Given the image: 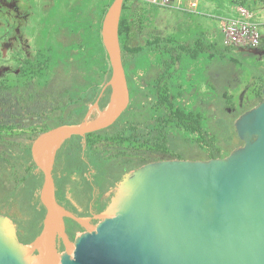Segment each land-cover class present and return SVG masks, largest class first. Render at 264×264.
<instances>
[{
	"label": "flooded vegetation",
	"instance_id": "af4514ba",
	"mask_svg": "<svg viewBox=\"0 0 264 264\" xmlns=\"http://www.w3.org/2000/svg\"><path fill=\"white\" fill-rule=\"evenodd\" d=\"M127 2L142 9L147 4L146 0ZM75 4L76 0H0V165L24 162L27 153L31 155L33 139L51 127L76 120L77 109L84 104L83 118L94 103L98 107L92 113L107 104L102 100L108 78L99 84L96 100L85 103L91 90L89 70L77 57V36L69 25ZM124 10L123 6L122 15ZM159 16L145 19L150 21L152 66L140 77V84L149 85L152 79V91L136 93L141 98L152 96V115L119 123L122 135H133L134 144L114 148L96 139L94 143L104 144L99 163L104 172L86 155L87 137L78 140L82 153L71 165L76 181L66 183L71 203L63 204L77 215L93 217L104 209L124 173L150 157L226 155L234 143H242L235 131L236 119L263 99L262 41H227L230 51L243 57L245 66H241L231 58L222 61L220 47L212 40L214 29L205 28L199 16L188 15L180 20L184 26L177 28L172 23L163 26L165 14ZM122 52L131 104L128 60L123 48ZM210 94L215 97L209 99ZM66 142L56 156L54 179L69 173L65 163L71 160L69 149H74L75 142ZM114 163L119 166L115 175L111 173ZM98 178L103 180L96 182ZM66 225L68 229L67 221ZM56 242L62 246L60 240Z\"/></svg>",
	"mask_w": 264,
	"mask_h": 264
},
{
	"label": "water",
	"instance_id": "95a60500",
	"mask_svg": "<svg viewBox=\"0 0 264 264\" xmlns=\"http://www.w3.org/2000/svg\"><path fill=\"white\" fill-rule=\"evenodd\" d=\"M124 3L111 2L100 30L110 65L108 102L32 140L31 158L43 174V228L27 243L14 217L0 210V264H264V86L262 101L236 119L242 143L226 155L138 163L95 222L58 200L53 171L62 145L112 126L130 104L119 33ZM67 218L81 228L70 234Z\"/></svg>",
	"mask_w": 264,
	"mask_h": 264
},
{
	"label": "trees",
	"instance_id": "16d2710c",
	"mask_svg": "<svg viewBox=\"0 0 264 264\" xmlns=\"http://www.w3.org/2000/svg\"><path fill=\"white\" fill-rule=\"evenodd\" d=\"M78 1L84 2L78 3ZM83 1L76 0L69 25L72 27V31L77 36V40L75 41V48L78 51L77 57L84 61L89 70V75L87 76L90 78L91 90L88 92V96L85 101V103H87L96 100L97 93L99 91V84L105 82L110 76V65L107 53L101 41L100 30L103 16L113 0ZM127 1L128 0H125L124 3L125 10L120 21L119 33L123 51L126 52L124 58L125 60H128V79L129 84L132 87V102L119 121L106 129L91 133L87 136L89 144L86 149V155L93 159V162L97 165L98 170L102 172L106 171L101 165H99L101 153L103 152L102 146L104 144L94 143L96 139H98V143L102 139L108 141L106 143H108V145H112L110 147H114L116 144H134V140H132L133 135H122L119 123L121 121L128 123L130 121L134 122L135 116L141 119L143 118V114L152 115V96L145 94L142 98L140 96L136 97V93L140 89L145 92L152 91V79L148 82L149 85L140 84V77L146 75L152 66V36L149 34V25L145 24L142 8H135L131 5H127ZM255 29L256 32L254 39L264 43V25H257ZM143 32H147L148 35L144 37L142 34ZM218 32L220 33L217 35ZM213 34L215 38L212 40L215 41L214 44H218L220 47L222 61L227 58H231L232 60L238 62L241 66H245L243 60H241L243 57L230 51L227 43V36L224 31L217 29L214 30ZM204 38L207 40L206 37ZM209 40L210 42L212 41L211 39ZM204 56H207L206 52L204 53ZM108 99L109 89L104 94L102 100L103 105L107 103ZM86 108L87 106L84 104L83 107L77 109L76 120L68 122L76 123L81 121ZM147 124H149V121L146 125ZM227 129L228 134L231 136L233 133L232 128L228 126ZM73 139L74 140L72 141L68 140V144L75 142L74 149H69L70 155L68 157H70L71 160L69 159L65 163V170L69 171V173L64 175L62 178L55 177L57 198L62 204L71 203L70 199L66 196L68 187L66 183H74L76 181L72 176L75 168H72L71 165L73 166L75 162H78L76 159H78L77 157H79L82 153V146L77 144L81 137L76 136L73 137ZM110 159L111 157H109V160ZM7 165L8 166L0 165V173L5 174V176H8L13 180L14 186H12V188H17L19 192L18 197L14 194L13 200L16 203L21 202L22 205L26 207V210L20 212L21 216L19 218H15V220L18 223V234L20 238L23 241L30 243L40 234L43 228L45 208L39 199L43 174L38 170L37 166L32 161L30 152H28L27 156L24 157V162H10ZM79 169L80 168H78V170ZM101 180L103 179L98 178L95 181L101 182ZM4 182H6V179H4L3 183ZM3 188H6L5 185ZM7 191L9 193L11 192V190ZM6 203L11 205L9 202ZM66 221L68 224L67 231L70 234H73L74 231L80 227V225L73 219L67 218Z\"/></svg>",
	"mask_w": 264,
	"mask_h": 264
},
{
	"label": "built area",
	"instance_id": "2783aa9c",
	"mask_svg": "<svg viewBox=\"0 0 264 264\" xmlns=\"http://www.w3.org/2000/svg\"><path fill=\"white\" fill-rule=\"evenodd\" d=\"M160 8L173 9L183 13L196 14L199 12L200 0H146ZM238 17H225L216 14H206L207 28L221 29L227 38L231 37L238 42L254 39L255 27L258 25L255 12H245L239 9Z\"/></svg>",
	"mask_w": 264,
	"mask_h": 264
},
{
	"label": "rangeland",
	"instance_id": "374dc122",
	"mask_svg": "<svg viewBox=\"0 0 264 264\" xmlns=\"http://www.w3.org/2000/svg\"><path fill=\"white\" fill-rule=\"evenodd\" d=\"M81 1H83V0H81ZM83 2H79L78 1V3H83ZM142 13H144L143 14L144 15V17H143L144 21L146 19V16L148 18H150V17H152V14H153L154 16L161 15L159 17H163L162 14H165L164 19L161 21L162 25L165 26L167 23L168 24L172 23L173 28L184 26V24L180 23V20L185 19V17H187L189 15V14L181 13V12L173 10V9L160 8V7L156 6V5L150 4L149 2H147L146 6H144V8L142 9ZM225 17H227V16H225ZM149 23H150V21L147 22V23L145 22L146 25H148ZM186 27H187V25H186ZM205 28H207V25H206ZM217 29L218 28H215L214 30H217ZM219 33L220 32H218L217 35ZM231 40L232 41H237V40H234L231 37L227 38V41H231ZM142 41H144V40H142ZM214 97H215L214 94H210L209 95V99H212ZM222 132H224V131L222 130ZM70 140L72 141L74 139L70 138ZM118 172H119V166L114 163L112 165V167H111V173L115 175ZM2 176L4 177L5 174L0 173V210L4 211L5 213L10 214L11 216L14 217V219L15 218H19L21 216L20 212L26 210V207L24 205H22L21 202L16 203L13 200L14 199V194L17 195V197L19 195V192H18L17 188H15V189L12 188V186H14L13 180L11 178H9L8 176H5L4 178ZM2 179H3V181H4V179H6V182L3 183ZM4 185H5L6 188H3ZM7 190H11V192L9 193ZM6 202H9L11 205L7 204Z\"/></svg>",
	"mask_w": 264,
	"mask_h": 264
},
{
	"label": "crops",
	"instance_id": "0c3cea01",
	"mask_svg": "<svg viewBox=\"0 0 264 264\" xmlns=\"http://www.w3.org/2000/svg\"><path fill=\"white\" fill-rule=\"evenodd\" d=\"M240 8L245 10V12H255L258 25H264V0H200V13L186 14L199 16L202 19L203 26L206 27V14L238 17L240 15Z\"/></svg>",
	"mask_w": 264,
	"mask_h": 264
}]
</instances>
